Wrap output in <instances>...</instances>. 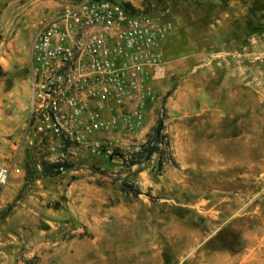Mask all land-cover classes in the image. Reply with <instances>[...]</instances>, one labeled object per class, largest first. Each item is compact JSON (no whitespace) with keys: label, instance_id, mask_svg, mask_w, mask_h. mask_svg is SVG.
Instances as JSON below:
<instances>
[{"label":"rangeland","instance_id":"1","mask_svg":"<svg viewBox=\"0 0 264 264\" xmlns=\"http://www.w3.org/2000/svg\"><path fill=\"white\" fill-rule=\"evenodd\" d=\"M77 1L0 0V165L16 170L0 184V264H264V0H119L171 22L155 101L121 151L161 116L166 146L132 166L28 132L31 43ZM41 160L71 168L45 175Z\"/></svg>","mask_w":264,"mask_h":264},{"label":"built area","instance_id":"2","mask_svg":"<svg viewBox=\"0 0 264 264\" xmlns=\"http://www.w3.org/2000/svg\"><path fill=\"white\" fill-rule=\"evenodd\" d=\"M170 29L169 20L131 13L115 0L77 1L42 24L31 43V139L122 161L115 151L138 144L155 101ZM13 173L0 165V184Z\"/></svg>","mask_w":264,"mask_h":264},{"label":"trees","instance_id":"3","mask_svg":"<svg viewBox=\"0 0 264 264\" xmlns=\"http://www.w3.org/2000/svg\"><path fill=\"white\" fill-rule=\"evenodd\" d=\"M120 3V5L129 10L131 13H138L139 10L133 8L128 2L124 1H119L115 0ZM1 74V72H0ZM164 131V122H163V117H159L156 119L154 126L151 129V133L148 135L147 140L145 143L142 145L141 149L139 152H137L134 156V154L130 155L129 160L125 158V156L119 152L118 150L115 151L116 155H118L124 163L128 162V165H136L141 163V159L143 160H149L150 157L153 155H160L162 153V148L161 145H165L166 143L164 142L166 136L163 133ZM40 166H41V171L45 175H57L59 174L62 170H68L71 168V164L66 162V161H56V162H48L45 160L40 161ZM157 165L160 167L162 165V160L158 158ZM122 189L124 191H131L134 196H137L140 194V192L135 189L133 190L130 186L123 184Z\"/></svg>","mask_w":264,"mask_h":264},{"label":"crops","instance_id":"4","mask_svg":"<svg viewBox=\"0 0 264 264\" xmlns=\"http://www.w3.org/2000/svg\"><path fill=\"white\" fill-rule=\"evenodd\" d=\"M220 58V57H219ZM220 61L221 60H218V63H217V65L219 66L220 65ZM246 63H247V60L245 59L244 60V62H243V64H242V75L244 76V78H245V75H246V71H247V65H246ZM249 63H250V61H249ZM228 64V63H227ZM226 65V64H225ZM228 69H229V73L232 75H234L235 74V72H233V71H231V69H230V66L228 67ZM230 77V76H229ZM232 77V76H231ZM230 92V91H229ZM27 94H28V96L26 95V101H28L29 100V105H30V89H29V85H28V89H27ZM220 94V92H218V95ZM220 96V95H219ZM228 97H229V99H231V98H235V95L233 96L232 94H230V93H228ZM143 129V128H142ZM138 137H139V135H137ZM62 252H63V256L64 257H66V252L64 251V250H62Z\"/></svg>","mask_w":264,"mask_h":264}]
</instances>
